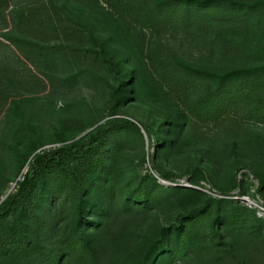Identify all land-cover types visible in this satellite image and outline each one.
<instances>
[{
  "label": "rangeland",
  "instance_id": "1",
  "mask_svg": "<svg viewBox=\"0 0 264 264\" xmlns=\"http://www.w3.org/2000/svg\"><path fill=\"white\" fill-rule=\"evenodd\" d=\"M86 31L111 61L107 67L60 48L85 45ZM16 39L58 47L38 53ZM170 50L214 70L260 63L264 30L258 23L231 35L204 24L144 28L124 22L107 0H0V203L16 191L38 153L84 141L107 120L135 124L115 132L118 149L108 144L106 164L116 176L110 195L105 173L86 184L82 229L90 254L63 255L75 231V199L67 186L59 191L47 180L29 208L17 199L0 217V264H126L152 226L167 227L169 247L177 248L184 217L217 201L224 210L241 206L264 220V123L238 106L205 122L186 115L158 70ZM113 96L119 103L109 115ZM145 173L151 177L146 199L131 197ZM100 209H106L102 218ZM18 216L25 238L10 247ZM260 227L238 243L245 264L264 259ZM168 259L166 253L155 264ZM209 262L204 250H191L173 264Z\"/></svg>",
  "mask_w": 264,
  "mask_h": 264
},
{
  "label": "trees",
  "instance_id": "2",
  "mask_svg": "<svg viewBox=\"0 0 264 264\" xmlns=\"http://www.w3.org/2000/svg\"><path fill=\"white\" fill-rule=\"evenodd\" d=\"M114 12L128 24H139L144 28L158 30L189 28L195 24L224 28L227 35L242 33L245 28L258 23L264 30V0L252 2L244 0H107ZM87 32L85 45L68 44L65 52H73L82 58L91 57L98 64L107 67L111 64L102 53L99 42ZM16 45L28 44L38 53L42 48L46 53L58 46L43 47L29 40L16 39ZM58 48V49H60ZM168 57L159 61L158 70L163 82L168 84L183 112L200 121L215 120L222 116L229 107L238 106L249 118L264 123V60L260 63L214 70L184 60L171 50ZM118 99L114 96L108 105L109 115L115 114ZM133 125L125 119H111L94 128L84 141H74L70 146H62L56 150L42 151L35 157L30 171L23 175L18 188L7 195L0 203V217L9 212L17 199L24 207H30L35 192L43 181L58 183V190L68 187L67 194L75 199V231L68 238V246L61 248L63 255L85 259L90 254V246L83 235L82 222L88 201L86 200V184L93 175L105 173V193L110 195L115 187L116 176L112 167L106 164L108 144L118 149L120 141L117 130ZM160 148L163 145H159ZM159 149V148H158ZM145 173L138 181L137 190L130 196L146 199L147 179ZM235 183H236V179ZM262 180L261 188H263ZM106 209L99 214L105 215ZM207 227L204 220L208 219ZM264 220L258 218L255 211L237 206L232 210H224L215 202L212 207H200L187 214L178 227V247H169V229L152 226L143 236L141 249L128 258L126 264H155L164 254H169L166 264L194 250H204L208 254L209 263L219 264L230 261V264H245L238 243L260 231ZM22 218L14 221L11 228L10 247L16 245L19 238H25L22 232ZM233 233L237 235L230 237ZM17 236V237H16ZM239 236L241 239H239ZM264 264V259L261 263Z\"/></svg>",
  "mask_w": 264,
  "mask_h": 264
},
{
  "label": "built area",
  "instance_id": "3",
  "mask_svg": "<svg viewBox=\"0 0 264 264\" xmlns=\"http://www.w3.org/2000/svg\"><path fill=\"white\" fill-rule=\"evenodd\" d=\"M259 208H260V206H259ZM263 209V208H262Z\"/></svg>",
  "mask_w": 264,
  "mask_h": 264
},
{
  "label": "bare ground",
  "instance_id": "4",
  "mask_svg": "<svg viewBox=\"0 0 264 264\" xmlns=\"http://www.w3.org/2000/svg\"><path fill=\"white\" fill-rule=\"evenodd\" d=\"M254 204V203H253ZM259 207V206H258Z\"/></svg>",
  "mask_w": 264,
  "mask_h": 264
}]
</instances>
